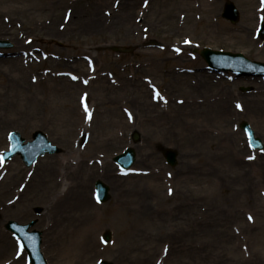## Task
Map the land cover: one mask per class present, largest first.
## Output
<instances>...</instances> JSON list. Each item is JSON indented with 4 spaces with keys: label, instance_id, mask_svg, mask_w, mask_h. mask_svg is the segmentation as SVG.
<instances>
[{
    "label": "rangeland",
    "instance_id": "374dc122",
    "mask_svg": "<svg viewBox=\"0 0 264 264\" xmlns=\"http://www.w3.org/2000/svg\"><path fill=\"white\" fill-rule=\"evenodd\" d=\"M227 2L237 24L222 17ZM261 22L262 0H0V42L11 46L0 49V264H29L9 221L35 223L47 264H264V151H252L239 130L248 122L264 143V80L202 72L197 54L208 48L264 63ZM26 112L33 128L21 120ZM38 131L61 153L32 168L19 157L2 162L10 133L29 142ZM234 139L237 156L227 154ZM127 148L137 158L125 172L113 160ZM165 148L178 151V167L167 166ZM58 160L59 193L74 183L64 175L75 164L64 160L90 165L77 185L92 193L102 224L88 227L79 248L50 216ZM13 170L23 174L13 178ZM97 181L111 190L105 204L95 199ZM134 192L156 217L114 211L113 202L140 204L131 203Z\"/></svg>",
    "mask_w": 264,
    "mask_h": 264
},
{
    "label": "bare ground",
    "instance_id": "6f19581e",
    "mask_svg": "<svg viewBox=\"0 0 264 264\" xmlns=\"http://www.w3.org/2000/svg\"><path fill=\"white\" fill-rule=\"evenodd\" d=\"M89 15V12H86ZM86 16V14H85ZM193 90V88H192ZM34 101V97H27L26 98V102L28 104H31ZM23 103V102H22ZM192 106V113L196 114L195 117V121L198 117L197 114L199 113V106L197 105V101L196 98H192L191 102H189ZM24 104V103H23ZM215 107V104H214ZM218 108V107H217ZM30 109H32V107H30ZM34 110V109H32ZM13 111V110H12ZM41 109L38 107L35 111H30V113H34L35 117L36 115L39 116ZM30 113H25L31 117H29V121L26 118V116L24 115V117H22L21 120H25L27 121V125L31 126V128H33L34 125V119L33 116ZM16 116V115H15ZM197 116V117H196ZM202 117V116H201ZM202 119V118H201ZM200 120H198L196 123L198 124V126L200 125ZM80 120V119H78ZM4 121H2L3 124ZM233 137V136H232ZM235 137V136H234ZM2 142V139L0 138V143ZM243 148V147H242ZM239 151L241 152V144L237 141V139H234L233 141L230 142V146L228 148V155H233V153H235V156H237V154H239ZM79 162V161H78ZM76 164V161L73 163L72 161H66L64 160V162L62 163V165H67V164H75L74 166H70L68 172H65L64 175V180L67 177L68 180V175H71L74 177V183L70 186L69 184H65L64 189L59 193V188L63 185V179L60 178V174L59 172L56 170L57 166L61 165V161L58 160L56 162H54L53 164L50 165V167H53V172L54 173V177L51 180V192H53V194L56 193V196L53 198L52 202H51V208H50V216L54 217L58 219L57 220V225H59L62 229V232H64L65 237L68 239L67 243L74 246V247H81L83 244L85 243L84 240L87 239L85 238V235H87L88 233V227L90 228V230L97 228L99 225L102 224L100 216L98 214V207L97 205H95L93 203L92 199V193H90L91 195L89 196L87 194L86 191L84 190H79V186L77 185V179H78V171L80 170L81 173L83 171H88L89 169V163L86 162L85 165L80 166L79 164ZM67 163V164H65ZM47 164H49L47 162ZM43 165V164H42ZM56 170V171H55ZM15 171V175L13 176V178H18L21 174H23V171L19 170H13ZM56 172H58V174H56ZM72 172V173H71ZM24 177V176H23ZM25 179V178H23ZM22 179V180H23ZM49 178L45 177L44 179H39V181L36 184V192H37V197L38 200H40V194L41 191H45V185L43 184V180L46 181ZM33 180H31L30 183H32ZM161 187V184L160 186ZM30 188H32V185H30ZM49 188V189H50ZM111 191V190H110ZM3 193V191H2ZM25 193V192H24ZM23 193V194H24ZM114 193V192H113ZM6 194V193H3ZM5 197V196H4ZM4 200H2V202H6L8 200L4 198ZM22 199L23 196H22ZM120 199L118 198V201ZM143 200V196L141 192H134L132 194V200L131 203H138L140 202V204H138L137 206H135L133 209L129 208V207H125L122 203L119 204V202H113V209L114 211H117L119 213H122V216L126 217H132L133 219L135 217H140L139 219L141 220H151L150 217H156V214L153 213H157L155 211V209H152L150 207V204H146V202L142 201ZM147 207H150V209H148ZM121 209V210H120ZM153 212V213H151ZM20 215V214H18ZM55 226V224H54ZM68 234L70 237V239L68 238Z\"/></svg>",
    "mask_w": 264,
    "mask_h": 264
},
{
    "label": "water",
    "instance_id": "95a60500",
    "mask_svg": "<svg viewBox=\"0 0 264 264\" xmlns=\"http://www.w3.org/2000/svg\"><path fill=\"white\" fill-rule=\"evenodd\" d=\"M224 18L237 23L239 20L238 13L235 10V7L228 3L224 11ZM261 38H264V25L261 30ZM203 58L213 67L216 71H232L237 73H247V74H256L259 76L264 75V65L258 63H250L241 55H232L228 53L212 52L210 50H205L202 53ZM243 128L251 136L252 133L249 130V127L245 124ZM35 142L32 145L23 147V140L20 139L18 134L12 136V152L6 155V159H10L13 156L21 155L25 163L30 166L36 161V159L43 155L46 152L55 153L58 152L55 149H52L47 143L45 136L42 133H37L35 135ZM253 143L258 148H262L261 142L258 140H253ZM166 158L172 165H176V153L166 151ZM134 152L128 151L124 156L119 157L116 161L123 167L129 168L134 162ZM98 194L99 197L105 202L108 199V189L105 188L101 183L98 184ZM7 228L13 231L16 236L22 239V242L27 249L31 262L33 264H46L42 255L40 254V234L34 233L29 235L28 229L31 226H18L16 223L11 222L8 224ZM109 239V235L106 237ZM108 264V263H103Z\"/></svg>",
    "mask_w": 264,
    "mask_h": 264
},
{
    "label": "snow or ice",
    "instance_id": "6c2138e0",
    "mask_svg": "<svg viewBox=\"0 0 264 264\" xmlns=\"http://www.w3.org/2000/svg\"><path fill=\"white\" fill-rule=\"evenodd\" d=\"M262 4H264V0H262ZM237 107H240L239 105H237ZM87 110V109H86ZM253 157H250V159ZM249 219H251V217H249Z\"/></svg>",
    "mask_w": 264,
    "mask_h": 264
}]
</instances>
